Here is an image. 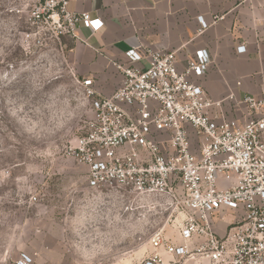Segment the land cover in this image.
Returning a JSON list of instances; mask_svg holds the SVG:
<instances>
[{
    "label": "built area",
    "instance_id": "1",
    "mask_svg": "<svg viewBox=\"0 0 264 264\" xmlns=\"http://www.w3.org/2000/svg\"><path fill=\"white\" fill-rule=\"evenodd\" d=\"M68 5L38 0L28 21L49 26L58 38H75L80 25L93 32L103 27ZM222 20L199 17L200 32ZM126 57L128 65L119 67L123 84L111 97L98 95L92 80L81 83L92 119L69 153L87 168L88 188L174 201V213L183 217L176 236L155 233L143 264H264V97L240 101L252 114L241 125L190 80L207 73V50L196 51L182 73L176 53L132 49ZM223 211L244 215L221 237L213 221ZM26 259L22 264H30Z\"/></svg>",
    "mask_w": 264,
    "mask_h": 264
},
{
    "label": "rangeland",
    "instance_id": "2",
    "mask_svg": "<svg viewBox=\"0 0 264 264\" xmlns=\"http://www.w3.org/2000/svg\"><path fill=\"white\" fill-rule=\"evenodd\" d=\"M37 2L0 0V264H143L152 236L175 237L183 217L171 198L88 188L69 152L91 102L73 38L29 23Z\"/></svg>",
    "mask_w": 264,
    "mask_h": 264
},
{
    "label": "crops",
    "instance_id": "3",
    "mask_svg": "<svg viewBox=\"0 0 264 264\" xmlns=\"http://www.w3.org/2000/svg\"><path fill=\"white\" fill-rule=\"evenodd\" d=\"M68 9L104 23L97 32L80 25L69 52L79 78L92 80L100 96L109 98L122 86L119 67L128 65L126 53L132 49L176 53L181 73L195 52L204 49L211 65L203 77L190 80L224 103L228 119L244 125L252 114L240 101L264 97V0H69ZM199 17L210 24L214 17L223 20L201 33ZM241 46L246 52L239 54ZM243 215L216 214V233L224 237Z\"/></svg>",
    "mask_w": 264,
    "mask_h": 264
},
{
    "label": "snow or ice",
    "instance_id": "4",
    "mask_svg": "<svg viewBox=\"0 0 264 264\" xmlns=\"http://www.w3.org/2000/svg\"><path fill=\"white\" fill-rule=\"evenodd\" d=\"M99 26V25H98Z\"/></svg>",
    "mask_w": 264,
    "mask_h": 264
}]
</instances>
